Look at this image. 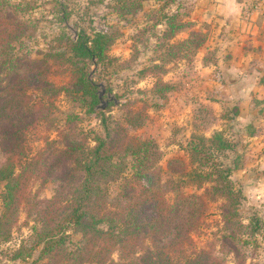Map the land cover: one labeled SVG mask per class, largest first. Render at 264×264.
<instances>
[{
    "label": "trees",
    "instance_id": "1",
    "mask_svg": "<svg viewBox=\"0 0 264 264\" xmlns=\"http://www.w3.org/2000/svg\"><path fill=\"white\" fill-rule=\"evenodd\" d=\"M144 1L117 0L110 8L127 15L140 11ZM32 8L27 0H0V244L10 241L23 210L35 217L31 242H22L10 262L0 264H205L202 259L218 264L212 252L202 251L193 259L184 247L192 242L190 234L200 228L211 202L223 201L221 207L229 208L224 211L227 224L242 228L237 210L242 193L231 181V167L215 160L216 153L233 147L222 132L200 137L189 163L169 161L171 178L164 182L157 144L130 134V129L144 124L140 113L130 115L125 126L115 122L113 127L102 115L105 136L96 137L92 148L76 141L79 132L72 138L61 131L63 146L49 140L37 156H27L26 133L47 120L61 92L70 93L80 105L88 96L91 110L98 103L96 85L80 64L105 62L115 41L105 31L90 37L80 30L75 37L62 34L65 48L45 52L42 58L18 54L17 43L33 27ZM68 18L66 14L60 19ZM166 19L170 35L191 26L175 15ZM191 35L187 43L195 47L206 40L200 32ZM67 72L76 77L71 82L74 89L50 81V75ZM29 91L40 93L37 101ZM128 159L133 173L111 201L105 187L123 176ZM48 178L57 182L53 197L43 201L31 197V182ZM188 186L203 192L186 194L183 189ZM167 193H173L171 201ZM165 208L170 209L163 215ZM232 229L228 228L231 233ZM70 231L80 235L71 247Z\"/></svg>",
    "mask_w": 264,
    "mask_h": 264
},
{
    "label": "rangeland",
    "instance_id": "2",
    "mask_svg": "<svg viewBox=\"0 0 264 264\" xmlns=\"http://www.w3.org/2000/svg\"><path fill=\"white\" fill-rule=\"evenodd\" d=\"M27 1L33 6L30 14L34 23L27 36L17 43L18 54L29 52L32 58H42L45 52L65 48L66 36L60 37L62 34L75 37L80 30L90 37L102 31L115 36L107 51L108 60L98 64L86 60L80 64L96 85L98 103L91 110L88 96L83 98L86 104L80 105L70 93L61 92L53 100L47 120L26 133L27 156H37L49 140H58L59 146H63L62 137L59 139L61 131L72 138L80 134L76 141L92 148L96 137L105 136L103 116L113 127L115 122L125 126L130 115L140 113L145 118L144 124L130 129V134L157 144L164 182L171 178L169 161L179 159L189 163L192 147L200 137L210 138L215 132H222L233 147L216 153L215 160L231 167V181L242 193L237 208L242 228L232 229L227 224L224 211L229 208L221 207L223 201L211 202L200 228L190 234L192 242H185L184 249L193 259L202 251L212 252L213 261L218 264H264V142L256 145L250 139H238L247 135V128L242 125L245 119H237L244 114L238 112L240 102L232 94V84L226 75L234 55L214 36L211 25L194 21L195 8L202 0H146L140 11L127 15L110 8L117 0ZM66 14L67 21L60 19ZM168 15H175L177 21L191 26L170 35ZM195 32L206 37L199 48L187 43ZM75 79L70 72L50 75L55 85H66L71 90L75 88L71 84ZM39 95L34 93V101ZM254 121L258 125V120ZM131 162L128 159V167L118 181L105 187L111 201L119 194L124 179L132 175ZM56 186L52 178L34 180L29 192L31 197L43 201L53 197ZM183 192L203 190L188 186ZM166 196L171 201L173 193ZM169 209L165 208L163 215ZM2 211L0 202V214ZM34 218L25 210L20 213L12 238L0 244L1 262H10L22 242H31ZM69 235L71 247L80 235L72 231ZM146 242L151 244L150 240ZM34 254H38L37 248ZM114 258L117 260V254ZM202 260L200 263H209Z\"/></svg>",
    "mask_w": 264,
    "mask_h": 264
},
{
    "label": "crops",
    "instance_id": "3",
    "mask_svg": "<svg viewBox=\"0 0 264 264\" xmlns=\"http://www.w3.org/2000/svg\"><path fill=\"white\" fill-rule=\"evenodd\" d=\"M195 11L194 21L211 25L214 36L234 55L226 75L240 102L238 112L244 114L237 119H245L247 128V135L238 139L263 144L264 0H202Z\"/></svg>",
    "mask_w": 264,
    "mask_h": 264
}]
</instances>
